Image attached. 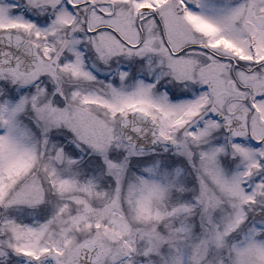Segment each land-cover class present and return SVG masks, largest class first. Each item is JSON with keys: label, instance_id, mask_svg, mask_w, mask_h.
Segmentation results:
<instances>
[{"label": "snow or ice", "instance_id": "obj_1", "mask_svg": "<svg viewBox=\"0 0 264 264\" xmlns=\"http://www.w3.org/2000/svg\"><path fill=\"white\" fill-rule=\"evenodd\" d=\"M0 264H264V0H0Z\"/></svg>", "mask_w": 264, "mask_h": 264}]
</instances>
